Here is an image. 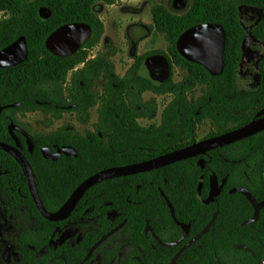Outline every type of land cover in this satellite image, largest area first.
<instances>
[{
    "label": "trees",
    "instance_id": "1",
    "mask_svg": "<svg viewBox=\"0 0 264 264\" xmlns=\"http://www.w3.org/2000/svg\"><path fill=\"white\" fill-rule=\"evenodd\" d=\"M118 1L0 0V10L9 14L0 20V50L19 38L26 50V57L19 64L0 67V105L14 104L0 113V141L17 146L26 156L40 199L49 211L57 210L82 180L100 169L143 161L195 142L197 126L205 120L218 126L207 135L210 138L264 114V56L258 60L259 77L254 89L241 88L237 82L246 34L239 9L242 5L260 9L261 19L253 32L264 41V0H184L188 7L181 11L170 9L163 0H149L153 19L149 27L163 34L168 46L166 50L152 49L142 54L135 50L134 61L124 76L116 72L110 54L98 52L89 57L105 29L94 5ZM174 5L177 7L178 0ZM41 6L49 9V17L43 19L39 15ZM70 22H86L91 31L77 51L56 55L47 48L46 40L54 30ZM202 23L220 24L225 31L223 67L219 73L186 59L177 49L180 35ZM154 54L164 55L170 67L167 78L159 83L141 73L145 59ZM175 66L186 71V79L174 81ZM98 79L102 80L100 93L94 88ZM193 84L204 86V92L189 96L188 89ZM146 91L173 96L161 111L159 124L145 126L139 122L142 117L154 118L158 111L156 98L143 100ZM94 105H98V119L94 129L86 132L60 128L30 133L28 124L17 116L39 109L59 119L66 111H76L79 120L87 123L89 109ZM11 124L31 134V149L25 135L9 129ZM65 145L76 148L77 155L61 153L57 159L43 155L44 148L55 152ZM245 158L264 160V129L157 169L99 181L82 193L65 220L51 221L35 206L18 160L0 149V207L24 206L37 219V230L29 231L28 238L33 239L38 258L34 263L23 254L24 264H82L91 245L124 220V237L133 240L144 237L147 223L155 231L163 225H175L163 191L176 216L185 222L193 221L191 215L197 213L196 220L204 218L207 224L209 218L202 214L210 213L209 208L217 212L208 229L185 247L172 264H257L264 255V207L254 222L243 223L244 218L252 216V206L241 192H228L241 184L229 178L218 192L222 194H217L220 203L203 204L196 193L201 176L208 183L206 169H214L221 179L225 172L218 170L219 160ZM250 191L257 199L264 198V179ZM110 210H115L117 216H109ZM68 221L95 222L98 226L89 229L76 245H49L52 233ZM198 232L200 228L191 229L189 235ZM64 256L69 259L64 260Z\"/></svg>",
    "mask_w": 264,
    "mask_h": 264
},
{
    "label": "rangeland",
    "instance_id": "2",
    "mask_svg": "<svg viewBox=\"0 0 264 264\" xmlns=\"http://www.w3.org/2000/svg\"><path fill=\"white\" fill-rule=\"evenodd\" d=\"M167 7L175 10L187 9L188 3L184 7H176L175 0H163ZM152 3L149 0H119L114 4H104L98 2L94 5V10L104 23V32L100 42L89 51V57L95 56L98 52L110 54L115 63L116 72L120 76H124L129 66L133 63L132 53L137 50L138 54H142L152 49H167L168 42L163 34L150 28L152 24L151 14ZM48 10L43 8L42 14L48 15ZM239 16L242 20L245 37L242 44V61L237 72V82L241 88L254 89L258 83L259 70L258 60L264 56V41L259 39L253 32L254 26L261 19V11L257 7L242 5L239 9ZM245 48V50H244ZM246 48L248 53L246 54ZM249 52L251 54H249ZM249 55V56H248ZM156 63L161 67L163 73L158 76H152L146 72V75L156 83L165 80L169 74V62L162 54L150 55L145 59V63ZM82 64L78 65L81 67ZM144 71V68H141ZM173 79L175 82L186 79V71L178 66L173 67ZM102 80L98 79L94 84L95 90L100 93ZM204 92V86L193 84L188 89L189 96H198ZM143 100L156 98L158 111L154 118L148 119L142 117L139 119L140 124L150 125L151 123L159 124L161 121V111L165 105L173 98L171 93L164 95H156L151 91L142 94ZM98 105H94L89 109L87 123L81 122L76 111H66L59 119H54L50 115H45L40 111L30 112L23 116H18L19 120L25 122L29 126L30 133L36 132H52L60 128L75 129L79 132H86L88 129H94V123L98 119ZM51 120L47 124V120ZM218 126L213 125L209 120H205L197 126L195 139L201 140L207 138L210 132L216 131ZM24 210L12 213H0L1 237H0V264H12L18 259V240L24 228L30 225V220L26 217ZM83 232V228L71 225L67 229H63L58 234L57 239L71 237L76 240L77 236ZM113 241V242H112ZM121 233L115 235L110 242L102 249L113 245H121ZM125 247L122 248V250ZM12 262V263H10Z\"/></svg>",
    "mask_w": 264,
    "mask_h": 264
},
{
    "label": "flooded vegetation",
    "instance_id": "3",
    "mask_svg": "<svg viewBox=\"0 0 264 264\" xmlns=\"http://www.w3.org/2000/svg\"><path fill=\"white\" fill-rule=\"evenodd\" d=\"M43 8L47 9L48 11L49 9L44 6H41L38 9L39 15L43 19H45L49 17L50 11L48 12V15L44 16L42 14ZM7 17H9V14L3 10H0V20L6 19ZM247 53L248 51L246 48V54ZM249 54L251 53L249 52ZM25 57H26L25 44L19 38V40H17L16 42H13L11 45L0 50V67H8V66L17 65L21 61H23ZM146 72L156 77L158 75H161L163 73V70L156 63L148 62L146 66H144V73L146 74ZM36 111H40L44 113L43 111L38 109V110L27 111L24 114L17 113V116H23L27 113L36 112ZM13 130H16V129H13ZM202 162L204 163L206 161L203 160ZM212 162H215V161H212ZM218 163H220L219 164L220 169L218 170L225 172V176L220 179L216 175L214 169H211V168L206 169L209 174L206 179L208 183L205 184L204 176H201L199 178V183H198L199 189L196 191L198 201H200L203 204L204 203L209 204L214 201L216 203H220L221 201L217 200L216 198L217 194L221 193V192L220 193L218 192L222 188L223 183L227 181L226 179L229 178L232 182H237L241 184L232 186L228 190V192L229 193L241 192L242 194L245 195L248 202L252 206V216H249V218H244L242 222L243 223L254 222L257 216L259 215V211L261 210L262 207H264V205L262 206L259 205L260 203L264 202V198L257 199L255 195L251 194L250 189L254 190L256 186H258V184H260V182L264 179V160L260 158L223 159V160H219ZM242 190H245L246 192ZM161 194L166 204L169 207L170 214H171L172 220L175 225H169V226L163 225L162 228H160L158 231H155L153 227H151L147 223L143 230L144 237L140 240H133V239H129V237L128 239L124 237V234L122 231L124 224H125V220H124L116 224L112 228H110L107 232H109L110 230H112L113 228H116L118 225L121 224V226L116 231H114L112 234L107 236L93 250V252L90 255H88V252L90 248L93 246V244L107 232L102 234L91 245V247L88 249L86 255L83 258L82 264H168V263L172 264V263H175L176 259L181 254L183 249L187 247L188 245H190L191 243L196 242L201 236L202 232L208 229V227L210 226V223L214 221L217 212L209 208L210 213L204 212L202 214L203 216H207L209 218V221L207 224H204V222L206 221L204 218L203 219L201 218V220L199 221L196 220L197 213L191 215V216H194L193 221L185 222L181 218H178L176 216L174 207L172 205V202L168 198V196L163 191H161ZM20 209L26 212L25 213L26 217L30 220L31 223L27 228L23 229L24 231L22 232L20 239L18 240V248H17L18 259L15 262L13 263L10 262V263L24 264L23 254H25L27 258L29 257L35 263L38 258V249L35 245H33V242H32L33 239L31 237L28 238V236H29V231H32L31 233H33L37 230L36 217L34 218V216L30 214L29 209L24 206H17L15 208H10V209H7L6 207L2 206L0 207V213L6 212V213L14 214ZM54 211H50V212H54ZM108 214L109 216H112V217L117 216V212L115 210L108 211ZM71 225L79 226L83 228V232H81V234L77 236V239L72 240L71 237L64 238L63 240L57 239L58 234L61 231H63V229L65 230ZM96 226L98 225L95 222L85 221V222L76 223V222L68 221L67 223L63 225L58 226L56 230L52 233V236L48 240L49 245L55 246V247L61 246V245H65V246L76 245L77 243L83 240L86 232L89 229H94ZM197 228H200L201 232L192 234L190 236L189 232L191 231V229H197ZM120 233H121V238H122L121 245L116 244L108 248L102 249L103 246H105L106 244L112 243L113 241L110 242L112 238L115 235H118ZM0 237H1V224H0ZM123 247H125V249L122 250ZM28 249H30V251ZM63 259L68 260L69 258L64 256Z\"/></svg>",
    "mask_w": 264,
    "mask_h": 264
},
{
    "label": "water",
    "instance_id": "4",
    "mask_svg": "<svg viewBox=\"0 0 264 264\" xmlns=\"http://www.w3.org/2000/svg\"><path fill=\"white\" fill-rule=\"evenodd\" d=\"M185 4L184 0H178L177 7H184ZM90 30V26L85 22H70L63 24L48 36L46 46L56 55L72 54L79 49L88 37ZM176 46L180 54L186 59L205 66L213 73H219L222 70L225 48V31L220 24L202 23L192 26L180 35ZM12 105L14 104L0 105V113L4 108ZM9 128L10 130L16 129L25 135L29 148H32L31 134L26 129L17 126L16 124H11ZM263 129L264 114L255 117L249 122L228 132L210 138L196 140L193 143L166 152L162 155L128 165L100 169L82 180L71 192L67 200L54 212H50L44 207L38 193L33 168L21 150L17 146L4 141H0V149L9 152L18 160L27 181L30 194L39 212L48 220L60 221L64 220L69 215L82 193L99 181L157 169L176 161L186 159L196 153H204L214 148L234 143ZM42 152L45 157L52 159H57L61 153L77 155L76 148L71 145L62 146L55 152H51L48 148H44ZM242 191L246 192L245 190ZM259 205H264V202ZM120 226L121 224L97 240L90 248L88 255H90L107 236L116 231ZM257 264H264V255Z\"/></svg>",
    "mask_w": 264,
    "mask_h": 264
},
{
    "label": "crops",
    "instance_id": "5",
    "mask_svg": "<svg viewBox=\"0 0 264 264\" xmlns=\"http://www.w3.org/2000/svg\"><path fill=\"white\" fill-rule=\"evenodd\" d=\"M132 59H133V58H132ZM146 64H147V63L144 62L143 65H142V67L144 68V66H146ZM142 67H141V68H142ZM141 73L144 74V75H146V74L144 73V71H142V70H141ZM146 76H147V75H146Z\"/></svg>",
    "mask_w": 264,
    "mask_h": 264
}]
</instances>
